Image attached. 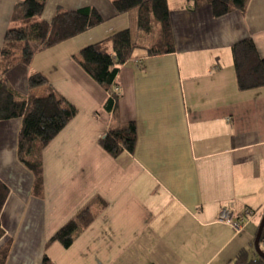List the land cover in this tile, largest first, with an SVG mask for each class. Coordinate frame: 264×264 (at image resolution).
<instances>
[{
    "label": "crops",
    "instance_id": "0c3cea01",
    "mask_svg": "<svg viewBox=\"0 0 264 264\" xmlns=\"http://www.w3.org/2000/svg\"><path fill=\"white\" fill-rule=\"evenodd\" d=\"M23 1L0 0V49ZM112 1L47 0V22L90 7L103 22L6 74L21 95L43 96L45 86L29 85V74L41 73L77 115L42 151L43 187L18 157L21 119L0 121V180L10 190L0 264H42L45 256L53 264H233L243 250L257 260L264 86L238 87L232 47L251 37L264 57V0L221 15L211 4L168 0L175 51L158 54L147 51L155 40L139 30L138 10L118 14ZM127 28L138 47L120 66L121 97L108 111V92L73 55ZM129 122L137 126L135 150L114 157L100 140ZM225 206L235 217L255 212L241 233L219 221ZM86 207L95 220L70 247L49 242Z\"/></svg>",
    "mask_w": 264,
    "mask_h": 264
},
{
    "label": "trees",
    "instance_id": "16d2710c",
    "mask_svg": "<svg viewBox=\"0 0 264 264\" xmlns=\"http://www.w3.org/2000/svg\"><path fill=\"white\" fill-rule=\"evenodd\" d=\"M47 0H24L16 5L11 25L0 49V121L20 118L18 157L35 178V185H44L42 151L77 115L76 107L55 90L39 72L29 74L30 87L45 86L43 96H23L7 81L6 74L17 63L31 65L34 56L42 50L60 44L103 22L95 8L59 11L51 22L42 18ZM193 5L211 4L214 12L221 15L235 9L245 11L247 0H188ZM118 14L138 10V28L147 35H155V43L148 48L149 54L175 51V37L168 0H113ZM35 44L33 45V43ZM138 43L133 40L129 28L83 47L73 55L79 66L106 92L104 107L115 111L121 97L114 88L120 86V66L134 58ZM233 64L238 87L241 90L264 86V57L255 41L248 37L232 47ZM137 126L134 122L110 126L100 140L102 147L117 157L123 151L134 152L137 144ZM10 194L9 187L0 180V239L4 235L1 213ZM264 215V211H263ZM95 220L89 207L63 225L49 240L70 247L79 232ZM264 252V227L260 238ZM42 264H53L46 256ZM233 264H264V257L249 259L246 250L240 252Z\"/></svg>",
    "mask_w": 264,
    "mask_h": 264
},
{
    "label": "built area",
    "instance_id": "2783aa9c",
    "mask_svg": "<svg viewBox=\"0 0 264 264\" xmlns=\"http://www.w3.org/2000/svg\"><path fill=\"white\" fill-rule=\"evenodd\" d=\"M114 90L115 92H120V86H116ZM254 214L255 212L253 210L247 209L241 216L235 217V215H233V213L231 212L230 208L225 206L221 210V213L219 215V221L230 225V227L235 233H241L244 229L246 222L249 221Z\"/></svg>",
    "mask_w": 264,
    "mask_h": 264
},
{
    "label": "water",
    "instance_id": "95a60500",
    "mask_svg": "<svg viewBox=\"0 0 264 264\" xmlns=\"http://www.w3.org/2000/svg\"><path fill=\"white\" fill-rule=\"evenodd\" d=\"M263 227H264V215L262 217V220H261V223H260V226H259V229H258V233H257L256 239H255V248H256L257 253L261 257H264V252H263V250L260 247V238H261V235H262Z\"/></svg>",
    "mask_w": 264,
    "mask_h": 264
},
{
    "label": "rangeland",
    "instance_id": "374dc122",
    "mask_svg": "<svg viewBox=\"0 0 264 264\" xmlns=\"http://www.w3.org/2000/svg\"><path fill=\"white\" fill-rule=\"evenodd\" d=\"M144 35H147V34H145V33H143ZM135 36V35H134ZM155 35L154 34H152V35H147V38L150 40V39H152L153 38V40H155ZM148 40V41H149ZM35 44V42L33 43V45Z\"/></svg>",
    "mask_w": 264,
    "mask_h": 264
}]
</instances>
